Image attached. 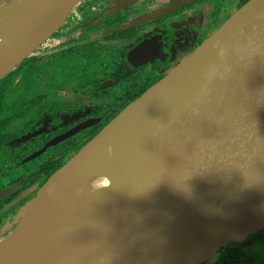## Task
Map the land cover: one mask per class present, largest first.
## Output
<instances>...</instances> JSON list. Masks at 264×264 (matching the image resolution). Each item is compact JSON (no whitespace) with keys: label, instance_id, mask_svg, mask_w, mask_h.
<instances>
[{"label":"water","instance_id":"water-1","mask_svg":"<svg viewBox=\"0 0 264 264\" xmlns=\"http://www.w3.org/2000/svg\"><path fill=\"white\" fill-rule=\"evenodd\" d=\"M82 1L28 0L0 30V79ZM90 174L110 186L72 243L43 264H204L264 230V0L242 6L54 174L0 244L40 194Z\"/></svg>","mask_w":264,"mask_h":264},{"label":"flooded vegetation","instance_id":"flooded-vegetation-1","mask_svg":"<svg viewBox=\"0 0 264 264\" xmlns=\"http://www.w3.org/2000/svg\"><path fill=\"white\" fill-rule=\"evenodd\" d=\"M199 1L203 0H83L30 57L0 79V119L11 118L0 133V142L5 141L0 145V180L13 183L0 191L12 189L6 198L19 191L6 209L19 210L38 194L39 185L38 191L14 204L37 185L20 187L21 179L36 178L35 168L52 160L64 159L66 165L129 106L125 107L127 103L143 96L203 44L208 36L181 46L176 27L179 16L174 11L179 4L191 6ZM243 1L236 0L229 8L228 0H206L209 8H205L213 18L210 33L238 11ZM71 66L80 85L59 89L53 95L50 90L34 93L44 78L54 80L55 74L52 77L47 70ZM51 83L45 86L51 89ZM84 124H88L86 128L47 147ZM35 132L41 133L25 139ZM19 160L26 169L4 171L3 166H9L6 161ZM263 232L227 245L220 257L205 264H231L232 255L238 256L239 264H264Z\"/></svg>","mask_w":264,"mask_h":264},{"label":"bare ground","instance_id":"bare-ground-1","mask_svg":"<svg viewBox=\"0 0 264 264\" xmlns=\"http://www.w3.org/2000/svg\"><path fill=\"white\" fill-rule=\"evenodd\" d=\"M109 186L105 174L76 175L40 194L24 209L16 230L0 244V264L51 260L72 243L80 222L99 206V195Z\"/></svg>","mask_w":264,"mask_h":264},{"label":"rangeland","instance_id":"rangeland-1","mask_svg":"<svg viewBox=\"0 0 264 264\" xmlns=\"http://www.w3.org/2000/svg\"><path fill=\"white\" fill-rule=\"evenodd\" d=\"M27 1L28 0H0V30L6 28L10 19H12L16 14L20 12ZM234 2H236V0H228L227 6H229L230 8ZM206 3V0H203L196 2L191 6L182 4L175 5H178L177 7H175L176 9H174V11L176 10L175 13L179 16L177 19L178 25H176V27L178 28L177 38L178 41H180L181 46L190 43L192 44L199 38L207 37L212 34V32L210 33V31L212 30L210 23L212 24L213 18H211L212 16H209V14L207 13V8L205 7L209 8V5L205 6ZM15 9L17 11H15ZM217 11H220V9ZM72 68V66L68 67L67 69L50 68L47 71L52 74V77H54L55 74V81L53 80V78L52 80H50V77L44 78L41 81L42 83H39L37 88H35L34 93H46L48 90H50L48 93H51L53 95L59 89H62V91H64L66 90V88H72L76 87V85H80L81 82L78 78L75 77L76 75L73 74L74 69ZM50 81H52V83L50 84L51 89H48L45 84L50 83ZM263 243L264 241L261 244ZM262 252H264V248L262 249ZM215 257H220V255L217 254Z\"/></svg>","mask_w":264,"mask_h":264},{"label":"trees","instance_id":"trees-1","mask_svg":"<svg viewBox=\"0 0 264 264\" xmlns=\"http://www.w3.org/2000/svg\"><path fill=\"white\" fill-rule=\"evenodd\" d=\"M249 2V0H244L243 2H242V6H244L245 4H247ZM242 6H239V7H242ZM238 7V8H239ZM229 18H230V16H229ZM228 18V19H229ZM227 19V20H228ZM223 25V24H222ZM221 25V26H222ZM220 26V27H221ZM220 27H218V28H220ZM214 33V32H213ZM212 33V34H213ZM212 34H210L207 38H209ZM206 38V39H207ZM205 39V40H206ZM131 103H127L126 105H125V107L126 106H128V105H130ZM121 111H118L117 113H116V115L118 114V113H120ZM7 117V116H6ZM6 117H4V118H2V119H0V133L2 132V131H4L5 130V128H6V126H7V123H8V121H11V118H9L8 119V117L6 118ZM113 119V117L112 118H110L108 121H111ZM11 136H15V135H11ZM10 137V136H9ZM1 139V138H0ZM5 142V141H4ZM4 142L3 141H1L0 142V145L1 144H4ZM4 148H6L5 147V145H4ZM6 163H7V165H9V166H6V165H4L3 166V168H4V171L6 172L7 170L9 171V170H15V169H17L18 170V172H20L21 170H23V169H26V165H23L22 163H21V160H19V161H17V162H15V163H13V162H11V161H6ZM17 163V164H16ZM65 166V160L64 159H56V160H52L50 163H48V164H46L45 166H41L40 168L39 167H36L35 168V171H33L34 172V174L36 173V178H24V179H21L20 181H19V186L20 187H29V186H31V185H34V184H37V185H39L40 186V189L43 187V186H45L47 183H48V181L52 178V176L54 175V174H56L61 168H63ZM28 169V168H27ZM39 169H41V170H39ZM33 174V173H32ZM42 177H44V178H42ZM9 180H11V179H9ZM9 182H7V179H3V181H1L0 180V190L1 189H3V188H7L10 184H13V183H10V184H8ZM18 192L19 191H15L14 192V196H16V194H18ZM37 195V194H36ZM13 196V197H14ZM13 197L12 198H6V199H3V200H0V240H2L4 237H6L9 233H10V231L11 230H13L14 228H15V224L17 223V221H18V217H19V211H20V209L22 208H20L19 210H16L15 208H10V209H6L5 207H6V205L13 199ZM35 197V196H34ZM33 197V198H34ZM32 198V199H33ZM31 199V200H32ZM28 201H30V199L28 200ZM27 201V202H28ZM22 206H24V205H22ZM12 217V218H11ZM9 218H11V219H9ZM224 248H226V247H224ZM223 249V248H222ZM221 249V250H222ZM220 253V252H219ZM218 253V254H219ZM232 257V260H233V262L231 263V264H236V263H238L239 264V261H238V259H237V257L236 256H231ZM205 264V263H204ZM210 264H211V262H210Z\"/></svg>","mask_w":264,"mask_h":264},{"label":"clouds","instance_id":"clouds-1","mask_svg":"<svg viewBox=\"0 0 264 264\" xmlns=\"http://www.w3.org/2000/svg\"><path fill=\"white\" fill-rule=\"evenodd\" d=\"M228 245H229V244H228ZM225 247H227V246H225ZM223 248H224V247H223ZM220 251H221V250H220ZM220 251H219V252H220ZM219 252H218V253H219ZM218 253H217V254H218ZM214 258H215V257H214ZM214 258L210 259L209 261L213 260ZM207 262H208V261H207Z\"/></svg>","mask_w":264,"mask_h":264}]
</instances>
